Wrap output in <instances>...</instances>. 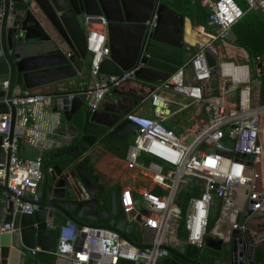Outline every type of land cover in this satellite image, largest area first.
I'll return each instance as SVG.
<instances>
[{
    "label": "water",
    "instance_id": "water-1",
    "mask_svg": "<svg viewBox=\"0 0 264 264\" xmlns=\"http://www.w3.org/2000/svg\"><path fill=\"white\" fill-rule=\"evenodd\" d=\"M154 10L157 22L150 30L145 23ZM92 22L105 23L109 49L108 57L100 64L97 80L105 81L109 76H119L140 66L136 77L143 83H140L139 90H113L112 94L122 97L117 102L118 108L91 112L83 97L71 100L64 97L57 102L54 111L60 112L67 127L73 130L71 138L75 145L44 158L46 162L52 158L58 162L51 167L49 185L45 190L46 180L42 175L38 200L33 202L30 197L22 198V201L38 207L32 214L15 211L14 195L6 183L0 184V224H10L12 229L0 236V264H56L57 260L71 264L63 258L54 259L50 254L56 246L60 228L56 224V213L77 225V245H81L84 238L82 227L90 226L112 230L140 249L147 247L137 244L124 233L125 220L117 225H114V219L109 225L96 224L97 205L101 202L96 196L103 186L94 175L91 162L95 159L93 151L103 138L123 141L135 132L133 123L121 120L130 109L122 106L126 98L134 99L132 105H137L154 91L153 83L165 81L182 64L183 15L157 0H0V81H8L7 90L0 89V115L10 114L8 137L11 141L16 127V109L11 104L15 88L26 94L76 78L87 54L84 28ZM206 59L209 67L215 66V60L208 53ZM224 141L223 138L221 142ZM1 142L2 136L0 164L8 162L10 157V150L5 151ZM226 145L232 147L231 142ZM201 149L213 151L205 145ZM245 157L252 159L251 156ZM191 195V191L181 190L176 197L182 217L173 228L181 245L175 249L165 246L168 256L160 264H256L254 253L264 250V239L258 237L259 231L256 230H229L219 236L208 233L200 248L185 243L184 216ZM112 208L117 210L114 192ZM240 218L238 214L236 224ZM137 221L141 223L143 218L139 216ZM36 248L39 250L33 252Z\"/></svg>",
    "mask_w": 264,
    "mask_h": 264
},
{
    "label": "built area",
    "instance_id": "built-area-1",
    "mask_svg": "<svg viewBox=\"0 0 264 264\" xmlns=\"http://www.w3.org/2000/svg\"><path fill=\"white\" fill-rule=\"evenodd\" d=\"M201 3L209 8L207 26L212 31H207L205 26H198L197 33L206 40L198 45V51L187 65L156 84L154 91L147 96L152 110L151 117L136 112H130L124 117L136 126L135 132L138 135L136 144L129 146L125 154L127 168L140 170L160 188V192L143 190L139 193L142 201L140 210L128 187L121 190L119 197L122 213L129 221L136 222L139 216L143 218L141 227L150 234L147 247L140 249L112 230L90 226L82 227L84 238L82 244L77 245V225L67 221L60 226L56 246L50 251L54 257L63 258L71 264H119L122 260L132 264H160L168 256L165 249L168 237L177 240L173 226L178 225L182 217L181 209L176 205V197L181 190L192 192L184 216L185 243L199 248L203 246L204 236L209 233V213L214 200L224 205L231 201L233 192V197L236 195L244 202L247 219L264 207V103L251 105L245 67L224 62H216L214 67H209L206 59V53L216 58V42L231 37V29L243 18L245 12L235 0H201ZM244 3L248 9H257L264 15V0H244ZM156 22L157 14L154 10L145 26L152 30ZM102 26L105 28V23ZM85 46L86 52L91 55L90 75L95 82L79 87L73 93L56 96L21 94L15 88L11 104L16 109V122L20 117L25 123L28 122L32 118L34 106L49 108L61 96L69 100L83 97L87 108L94 112L111 90L137 80L136 73L140 66L124 71L119 76H109L105 81L97 80L100 64L109 55L105 31L88 30ZM186 66L191 69L192 84L184 82ZM217 71L224 85L239 88L237 105L227 104L224 92L217 97L205 96L202 86ZM7 88L8 81H1L0 89ZM163 93L187 100L188 104L180 105V109L191 105L202 107L207 118L195 121L183 134H176L164 122L174 114L171 105L177 103L171 102ZM10 118V114L0 115L1 147L5 151L10 150L8 162L0 164V184L6 183L14 195V210L30 215L38 207L22 201V198L30 197L33 202L38 200L37 189L43 175L42 161L40 158L17 155V140L13 136L9 141L8 137ZM187 136L192 139L188 144ZM223 138L225 141L221 142ZM227 142H231L232 147H228ZM202 145L213 151L201 149ZM141 154L154 160L148 164L141 163ZM245 156H251L252 159ZM247 229L243 223L231 222L229 226L230 231L244 232ZM11 231L10 224H0V236ZM37 251L35 249L33 252Z\"/></svg>",
    "mask_w": 264,
    "mask_h": 264
},
{
    "label": "crops",
    "instance_id": "crops-1",
    "mask_svg": "<svg viewBox=\"0 0 264 264\" xmlns=\"http://www.w3.org/2000/svg\"><path fill=\"white\" fill-rule=\"evenodd\" d=\"M175 4L176 3L174 1L169 0V4L166 6L176 11L174 8ZM244 12L245 14L243 18L231 29V37L227 40L216 42L218 55L216 58L213 57V59L215 60V63H232L236 66L245 67L247 69V75L249 79L248 85L250 87L251 105H259L264 103V15L261 14L257 9H248L246 5ZM197 27H193L190 20L188 18H184L183 61L178 69L188 64L190 59L198 51V45L206 40L205 37L197 33ZM84 29L86 31L91 29L105 31V28L102 26V24L98 22H92L90 25L85 26ZM206 30L209 32L212 31L211 28H206ZM224 57H227L230 60H223L222 58ZM232 58L240 59L243 62L234 63ZM90 62L91 55L87 53L85 60L81 62L82 71L76 78L40 87L28 93H41L56 96L55 93L58 91H63L64 93L68 91L75 92L79 87L92 85L95 81L90 75ZM250 64H254V67H251ZM187 68H189L188 72H186ZM253 78L255 79V82L253 85H251V80ZM5 80L6 79H2L1 81ZM184 82L186 84L193 83L192 73L189 66L184 68ZM140 83L143 82L139 80L135 82H128L123 87L119 88V90H128L130 88L139 90ZM153 84L156 85L159 84V82H155ZM202 89L206 97H217L221 95L222 92H224V100L227 102V104L237 105L239 88H233L229 85L227 86L226 84L224 85L223 78L218 71L212 76L209 82L203 84ZM113 90H111L110 93L105 96L99 109L108 107L114 108L115 106L118 108L117 102L122 97L112 94ZM16 91L21 93V91L17 88ZM162 95L166 96L171 102L177 103L171 105L174 114L164 122L166 127L172 129L176 134L178 131L184 130L182 133H180L183 134L187 128H190L192 124H194L195 121L207 118V115L200 106L196 107L191 105L187 106L185 109H180V105L188 104V101L184 100L181 96L169 93H163ZM147 96H145L144 100L139 101L135 106L127 104L126 102L122 103V106H126L124 107L125 109L130 108L126 114L130 112H136L140 115L151 117L152 110ZM62 98H64V96H61L60 99H55L53 101L55 104L53 105L52 103L51 107L49 108L34 106L32 108V118L26 123L21 117L17 120L18 122H16L14 131V137L16 138L18 144L17 155L23 158L44 159L45 157L48 158V156L56 154L59 151L67 150L73 147V139L71 138L74 134L73 130L70 129V127H67V123L64 121L61 113L54 111V109L58 106L57 102ZM129 99L131 100V98ZM144 104H147L148 106L145 107ZM189 107L191 110H188ZM199 107L200 110L198 111ZM183 111L186 113L184 115V119L176 124V119H174V117ZM126 114L122 115L121 120L125 119L124 117ZM181 125L184 126L181 128ZM7 131L9 132V126ZM134 133L136 134V132ZM0 136L2 135L0 134ZM104 140L105 146L102 148L103 155L101 159L95 164L96 175L99 178V184L103 186V190L96 196V198L101 201L97 205L99 215L96 224L109 225L111 220L114 219V225H117L121 221L125 220L124 233L137 244L146 245L150 237L149 232L142 229V222H131L128 220L120 208L119 197L121 190L124 187H128L136 201L137 209L140 210L142 207V201L140 199L139 193L143 190L160 192V188L154 185L151 179L143 174L140 170L127 168L124 158L129 145H127L125 140L118 141L109 138H103L101 142ZM151 160L153 161L154 159L146 154H141L139 157V161L144 164H147V161L151 162ZM57 162L58 159L54 158H52L49 162H46L47 165L43 168V174L45 175L46 180L43 190H45V187L49 185L50 171H48V168L53 167ZM112 192L115 193V203L117 206L116 211L112 208ZM230 199L231 201L226 203L228 206L230 204V208L224 220V224L220 226L219 233H215V227L223 215V209L226 204L222 205V202L219 200L213 201L210 207L209 220L217 213L218 217L213 227L209 230V233L215 236L226 233L229 231L231 222H235L236 216L238 214L241 215L239 223L245 224L252 231L256 230L259 224L264 223V207L259 212L247 219L244 218V202L237 198L236 195L233 197V192ZM55 215L56 224L59 226H62L67 221H69L60 213H56ZM105 215L108 217L106 218ZM260 238L264 239V237ZM180 245V241L176 240L172 236L168 237L166 244L167 247L178 248ZM55 258L56 257H54V259ZM263 258L264 250L254 253L253 260L256 262V264H264ZM56 264H67V262L64 260H57Z\"/></svg>",
    "mask_w": 264,
    "mask_h": 264
},
{
    "label": "trees",
    "instance_id": "trees-1",
    "mask_svg": "<svg viewBox=\"0 0 264 264\" xmlns=\"http://www.w3.org/2000/svg\"><path fill=\"white\" fill-rule=\"evenodd\" d=\"M160 1L164 3L165 5L169 4V0H160ZM172 1L176 3L174 7L176 11L174 9L173 10L183 15L184 18H188L193 27L205 26L207 28H210L207 26L209 8H207L206 6H203L201 1H193V0H172ZM235 1L243 10L245 9V5L243 7L242 4L238 2V0H235ZM69 93H73V91H68L65 93L63 91H58L55 93V95H64V94H69ZM41 161H42V168H44L47 165V163L43 158L41 159ZM147 162L150 163L149 161ZM217 217H218V213L214 217L210 218L208 230H210L213 227L214 223L217 220ZM119 264H132V263L126 260H122L119 262Z\"/></svg>",
    "mask_w": 264,
    "mask_h": 264
},
{
    "label": "rangeland",
    "instance_id": "rangeland-1",
    "mask_svg": "<svg viewBox=\"0 0 264 264\" xmlns=\"http://www.w3.org/2000/svg\"><path fill=\"white\" fill-rule=\"evenodd\" d=\"M164 2H166V1H164ZM238 2L239 3H241L242 4V6L244 7V1L243 0H238ZM84 26V25H83ZM86 34H87V31H86ZM221 59V58H220ZM223 60H230L229 58H227V57H224V58H222ZM232 61L234 62V63H241V62H243L242 60H240V59H237V58H232ZM250 66L251 67H254V64H250ZM189 71V68H187L186 69V72H188ZM255 82V79L253 78L252 80H251V85H253V83ZM207 83V82H206ZM145 105V107H147L148 105L147 104H144ZM188 110H191V108L189 107L188 108ZM186 113L183 111V112H181V113H179L177 116H175L174 117V119H176V121H175V123L177 124L179 121H181L182 119H184V115H185ZM179 125H180V123H179ZM182 126H184V125H181V128H182ZM184 131V130H183ZM183 131H178V133L177 134H180V133H182ZM223 131H226V130H223ZM137 139H138V135L137 134H135V133H133V134H131L129 137H127V139L125 140L126 141V143H127V145H129V146H134L135 144H136V142H137ZM191 137L190 136H187L186 137V143L188 144V143H190L191 142ZM171 248V247H170ZM172 249H175V248H172Z\"/></svg>",
    "mask_w": 264,
    "mask_h": 264
},
{
    "label": "flooded vegetation",
    "instance_id": "flooded-vegetation-1",
    "mask_svg": "<svg viewBox=\"0 0 264 264\" xmlns=\"http://www.w3.org/2000/svg\"><path fill=\"white\" fill-rule=\"evenodd\" d=\"M124 99V98H123ZM127 100H125L126 101V103L127 104H131L132 105V103L135 101L134 99H129V98H126ZM124 107H126L125 105H124ZM106 140V139H105ZM105 140L103 141V142H99L97 145H96V147H95V149H94V158L95 159H93V161L91 162V165L93 166V168H94V175H96V169H95V164L101 159V157H102V155H103V151H102V148L105 146ZM72 145L74 146L75 144H74V142L72 141ZM256 230L257 231H259L258 232V237L260 238V237H264V223H261V224H259L258 225V228H256Z\"/></svg>",
    "mask_w": 264,
    "mask_h": 264
},
{
    "label": "bare ground",
    "instance_id": "bare-ground-1",
    "mask_svg": "<svg viewBox=\"0 0 264 264\" xmlns=\"http://www.w3.org/2000/svg\"><path fill=\"white\" fill-rule=\"evenodd\" d=\"M185 27H186V24H185ZM229 206H230V204H229ZM229 206L227 204L225 205V207L223 209V215H222L220 221L218 222V224L215 227V233H219L220 232V226L222 224H224V220H225V218H226V216L228 214L229 208H230Z\"/></svg>",
    "mask_w": 264,
    "mask_h": 264
}]
</instances>
